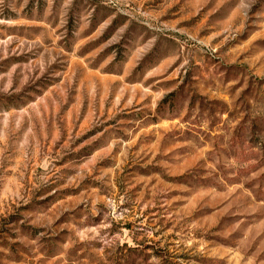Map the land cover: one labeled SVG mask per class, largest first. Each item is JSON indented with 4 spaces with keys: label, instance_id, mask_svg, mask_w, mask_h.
Returning <instances> with one entry per match:
<instances>
[{
    "label": "rangeland",
    "instance_id": "374dc122",
    "mask_svg": "<svg viewBox=\"0 0 264 264\" xmlns=\"http://www.w3.org/2000/svg\"><path fill=\"white\" fill-rule=\"evenodd\" d=\"M0 264H264V0H0Z\"/></svg>",
    "mask_w": 264,
    "mask_h": 264
}]
</instances>
